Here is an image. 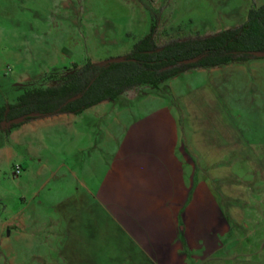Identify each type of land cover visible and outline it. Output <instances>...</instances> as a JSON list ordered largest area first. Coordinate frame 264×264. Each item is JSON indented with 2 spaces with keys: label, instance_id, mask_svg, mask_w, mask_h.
<instances>
[{
  "label": "rangeland",
  "instance_id": "rangeland-1",
  "mask_svg": "<svg viewBox=\"0 0 264 264\" xmlns=\"http://www.w3.org/2000/svg\"><path fill=\"white\" fill-rule=\"evenodd\" d=\"M263 4L264 0H0V107L14 104L29 89L23 79L32 87H51L61 83V71L73 70L72 65L79 68L86 61L103 63L126 55L152 25L154 43L161 46L235 28L249 9ZM161 87L166 92L162 101L177 114L182 143L187 128L183 104L199 93L204 102L213 99L221 109L219 118H204L205 126L229 124L244 142L257 145L256 153L249 147L225 161L195 162L194 156L191 165L183 164L186 174L191 172L193 191L197 182L206 187L220 205L222 222L228 224L224 237L214 242V257L225 264L250 259L264 246V58L190 70ZM160 105L143 97L117 99L103 106L104 111L83 117L75 128L78 137L62 131L57 140L44 139L38 148L41 164L30 161L22 145L13 147L17 158L0 159V264L208 261L211 257H201L200 242H184L182 234L191 230L182 218L173 242L162 246L159 213L145 210L137 193L126 192L127 184L124 192L121 189L126 171V164L125 169L121 165L123 127L139 123ZM3 132L0 145L6 140ZM139 160L129 157V171ZM15 165L20 167L16 177ZM222 172L226 177L221 178ZM209 213L200 210V221L212 222ZM216 231L220 236L221 227ZM165 250L170 251L165 259L153 257L164 256Z\"/></svg>",
  "mask_w": 264,
  "mask_h": 264
},
{
  "label": "crops",
  "instance_id": "crops-1",
  "mask_svg": "<svg viewBox=\"0 0 264 264\" xmlns=\"http://www.w3.org/2000/svg\"><path fill=\"white\" fill-rule=\"evenodd\" d=\"M219 67L209 70H215ZM22 81L24 82L23 86L32 88L31 84H26L27 79ZM135 89L136 91L134 89L125 91L117 99L124 98L128 101H135L143 97L144 100L156 101L161 105L154 112L139 119V123L123 127L125 134L121 144V165L125 169L126 164V171L121 175L122 191L124 192L125 184H127L129 190L125 189L126 192L137 193L138 198L143 201L145 210H153L159 213L161 234L164 236L160 238L164 242L162 246L173 242L176 231H180V227H177L178 218H182V221L189 223L191 230L188 235L186 232L182 234L184 242L189 244L200 242L205 254L201 257H211L204 264H225L226 262H221L214 257L216 255L214 242L219 243L220 240L218 239L224 237L223 229L228 224L222 222L225 219L220 205L214 201L213 195L208 192L206 187L197 182L193 191L191 172L189 171V175H187L183 164L191 165L194 156L197 158L195 162L217 163L225 161L228 156H239L245 153L249 147L254 148V153H256L257 145L244 142L239 133L229 124H221L220 127L218 125L205 126L204 118L206 120H210V117L213 118L214 116L219 118L221 109L213 99L204 102L203 96L201 98L199 93L187 97L185 104H183L182 113L185 116L187 128L186 138L182 143L177 114L168 103L162 101L164 95L148 88ZM115 101L101 102L79 114H57L35 118L10 129L8 132H3L6 140L0 145V159L11 161L17 158L13 147L22 145L27 155L31 157L30 161L34 158L37 159V163L41 164L42 160L39 157L40 150L38 148L43 145L44 139L54 138L57 140V134L62 131L68 132L74 137L75 128L80 124L83 117L94 116L97 112L105 110L102 108L103 106ZM131 156L135 159L140 158V160L137 163H132V169L129 171L127 164ZM245 161L248 162V159ZM221 176V178L226 177L223 172ZM109 188H116V186ZM189 189L191 190L190 193H188ZM106 205L105 208H111ZM200 210L210 212L212 222L200 221ZM233 223L236 225L237 222ZM219 227L222 229L220 236H218L219 232L216 231ZM223 239L225 240V238ZM232 242L236 244L237 240ZM152 252L154 253V250ZM258 252L250 259L236 261V263L233 260L232 262L233 264H264V246ZM163 253H165L164 256L156 257L153 254V257L165 259L169 256L166 254H169L170 251L165 250Z\"/></svg>",
  "mask_w": 264,
  "mask_h": 264
},
{
  "label": "trees",
  "instance_id": "trees-1",
  "mask_svg": "<svg viewBox=\"0 0 264 264\" xmlns=\"http://www.w3.org/2000/svg\"><path fill=\"white\" fill-rule=\"evenodd\" d=\"M154 30L155 25H152L149 34L121 56V62L110 59L103 63L86 61L79 68L72 65L73 70L61 71L65 73L61 83L24 91L14 104L0 107V129L8 132L35 118L79 114L101 102H113L125 91L135 88H148L165 95L162 84L187 70H209L264 58V4L249 9L241 25L207 37L172 40L157 46L153 40ZM254 52L263 56L255 57ZM188 60L192 62L185 63ZM24 115L25 119L19 124H2Z\"/></svg>",
  "mask_w": 264,
  "mask_h": 264
},
{
  "label": "water",
  "instance_id": "water-1",
  "mask_svg": "<svg viewBox=\"0 0 264 264\" xmlns=\"http://www.w3.org/2000/svg\"><path fill=\"white\" fill-rule=\"evenodd\" d=\"M253 55L255 57H262L263 54L262 53H259V52H254ZM112 62H121L122 61V58L121 57H117V58H114L111 60ZM192 60H188V61H185V63H191ZM27 116L29 117H34L35 115L34 114H28ZM25 115L24 116H19V117H16V118H13L7 122H4L2 123L3 125H10V124H19L21 123L24 119H25Z\"/></svg>",
  "mask_w": 264,
  "mask_h": 264
},
{
  "label": "built area",
  "instance_id": "built-area-1",
  "mask_svg": "<svg viewBox=\"0 0 264 264\" xmlns=\"http://www.w3.org/2000/svg\"><path fill=\"white\" fill-rule=\"evenodd\" d=\"M20 173V167L19 166H17V165H15L14 167H13V176H18V174Z\"/></svg>",
  "mask_w": 264,
  "mask_h": 264
}]
</instances>
